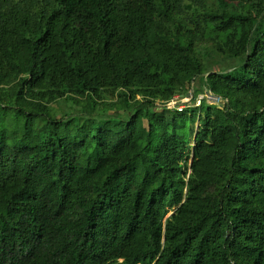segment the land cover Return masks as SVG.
Listing matches in <instances>:
<instances>
[{"label": "trees", "instance_id": "1", "mask_svg": "<svg viewBox=\"0 0 264 264\" xmlns=\"http://www.w3.org/2000/svg\"><path fill=\"white\" fill-rule=\"evenodd\" d=\"M212 2L0 0V264H264V0Z\"/></svg>", "mask_w": 264, "mask_h": 264}, {"label": "rangeland", "instance_id": "2", "mask_svg": "<svg viewBox=\"0 0 264 264\" xmlns=\"http://www.w3.org/2000/svg\"><path fill=\"white\" fill-rule=\"evenodd\" d=\"M169 1L172 4L173 8L175 9V12H174L175 21L180 25H184L186 22L185 21V17H186L185 14L186 13L190 14V12L192 10H189V9L183 8V7H186L187 5H191L194 8L193 0H169ZM205 6L207 8H212L214 6V4H213L212 0H206ZM202 52L207 53V57L205 59V62L207 64L208 68H210V70L212 72L225 71V70L231 69L235 65V62H233L229 59H226L224 57H221L219 55H216V53L213 51L212 47L209 45L205 44L204 48L202 47ZM192 89L194 92L197 91V93L199 95L202 94L200 92L203 89L201 78H198L191 83L189 91ZM103 98L105 100V103L112 100L111 96H107V95H104ZM83 108L86 111H90L91 109H95L94 110L95 112H98V113L102 112L103 113V111H101V109H102L101 106H99L96 103L84 102ZM71 110L72 109L68 103L59 102V103H55L52 106V111L54 113L55 119L63 117V115L65 113L70 112ZM73 112L79 113V111H77V110H74ZM107 114L108 113H105V115H107ZM119 114L122 115L123 117H126V115H127L125 112H122Z\"/></svg>", "mask_w": 264, "mask_h": 264}, {"label": "built area", "instance_id": "3", "mask_svg": "<svg viewBox=\"0 0 264 264\" xmlns=\"http://www.w3.org/2000/svg\"><path fill=\"white\" fill-rule=\"evenodd\" d=\"M212 96V97H211ZM214 96L211 94H196L193 89L188 91L186 95L183 96H175L171 101L165 104L164 108L170 111H177L178 113L183 112L188 108H198L202 105V103H209L210 105L220 103V100L217 98L216 100L213 98Z\"/></svg>", "mask_w": 264, "mask_h": 264}, {"label": "water", "instance_id": "4", "mask_svg": "<svg viewBox=\"0 0 264 264\" xmlns=\"http://www.w3.org/2000/svg\"><path fill=\"white\" fill-rule=\"evenodd\" d=\"M206 94L208 95V94H210L209 92H206ZM212 97V96H211ZM215 100L217 99L216 97H213Z\"/></svg>", "mask_w": 264, "mask_h": 264}]
</instances>
